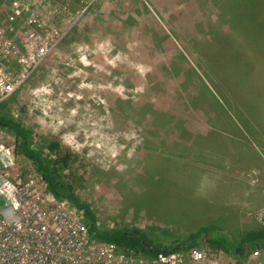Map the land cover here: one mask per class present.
Returning <instances> with one entry per match:
<instances>
[{
	"label": "rangeland",
	"instance_id": "obj_1",
	"mask_svg": "<svg viewBox=\"0 0 264 264\" xmlns=\"http://www.w3.org/2000/svg\"><path fill=\"white\" fill-rule=\"evenodd\" d=\"M10 1L0 0V75L14 89L0 94V116L29 128L50 164L68 155L63 179L99 227L168 244L211 225L237 249H219L227 261L246 257L242 238L264 227V37L238 22L235 0H18V14ZM26 31L55 44L23 76ZM16 144L0 125V264L142 254L85 234L80 211ZM193 247L218 250L201 239L177 251Z\"/></svg>",
	"mask_w": 264,
	"mask_h": 264
},
{
	"label": "trees",
	"instance_id": "obj_2",
	"mask_svg": "<svg viewBox=\"0 0 264 264\" xmlns=\"http://www.w3.org/2000/svg\"><path fill=\"white\" fill-rule=\"evenodd\" d=\"M262 0H235L237 10V20L243 23L246 29L252 30V35L260 33L264 37V13L263 8L259 7ZM264 5V4H262ZM239 8V11H238ZM245 9L248 20L242 17L240 10ZM261 9V10H260ZM253 28V29H252ZM261 40V39H260ZM262 41V40H261ZM264 44V42H262ZM0 125L10 128L16 137L17 150L32 161L35 169L41 175L49 191L58 199H66L69 203L81 211L82 219L85 223L88 234L97 241L111 243L127 252H139L148 257L158 253H170L179 249H187L194 246L203 239L208 244L224 250L236 252V247L232 241L220 233L216 227L199 226L188 234L179 236L168 244L154 241L147 233L137 228H102L99 227L96 215L87 201L81 200L74 192L71 184L63 179V171L67 166L68 155L57 158L53 164L47 162L43 153L33 147L32 132L29 128L18 121L9 120L0 116ZM58 143L49 144V149L58 156ZM242 242L248 249L264 247V227L252 230L245 234Z\"/></svg>",
	"mask_w": 264,
	"mask_h": 264
},
{
	"label": "built area",
	"instance_id": "obj_3",
	"mask_svg": "<svg viewBox=\"0 0 264 264\" xmlns=\"http://www.w3.org/2000/svg\"><path fill=\"white\" fill-rule=\"evenodd\" d=\"M10 7L14 9V12L16 14H18L21 10L18 0H11ZM9 19L13 20L12 17H9ZM25 23H27V21ZM9 31L12 33L13 28H9ZM5 33L6 30L2 26H0V45H2L6 40ZM22 39L24 40L23 47L25 50V57L20 59L19 71H21L23 76H25L35 65H38L46 59L55 42H53L51 39H47L43 35L35 34L32 31H26L23 34ZM7 68L8 67L5 66V70L7 71V73L11 74V72ZM13 89L14 84L12 82H9L8 80H5L3 76L0 75V94L9 95L12 93ZM0 154H3V156H0V161H2V159L6 160L7 158H9L7 150L5 148H0ZM62 200L67 201L66 199ZM84 233L89 235L85 225ZM89 237L91 236L89 235ZM81 238H84V236H80V238L78 239V243L81 242ZM78 243H76L77 247L80 246V243ZM104 244L116 246L111 243ZM130 252L134 253L132 251ZM125 258L126 259H124V264H264V247L252 248V251L238 262L230 260L227 261L224 258L223 252L221 250L213 249L210 247H193L189 249L185 254L179 253L178 251H173L167 254L158 253L157 256L153 257H146L142 254H138L137 256L127 254L125 255ZM120 261L122 262V260ZM3 262H5V260H3Z\"/></svg>",
	"mask_w": 264,
	"mask_h": 264
},
{
	"label": "bare ground",
	"instance_id": "obj_4",
	"mask_svg": "<svg viewBox=\"0 0 264 264\" xmlns=\"http://www.w3.org/2000/svg\"><path fill=\"white\" fill-rule=\"evenodd\" d=\"M7 137V136H6ZM18 182V181H17ZM86 248V247H85ZM240 249V248H239Z\"/></svg>",
	"mask_w": 264,
	"mask_h": 264
}]
</instances>
